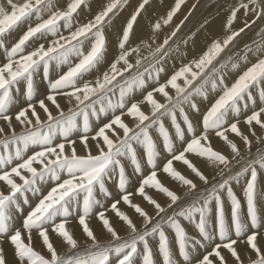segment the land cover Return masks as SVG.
I'll use <instances>...</instances> for the list:
<instances>
[{"label":"snow or ice","instance_id":"1","mask_svg":"<svg viewBox=\"0 0 264 264\" xmlns=\"http://www.w3.org/2000/svg\"><path fill=\"white\" fill-rule=\"evenodd\" d=\"M7 2L11 9L10 12L0 6V38L4 37L10 29L18 24V22L30 17L32 14H35L37 20H40L44 8L51 7L50 3L46 4V0H26L22 5L13 3V0H7ZM251 2L256 3V0H251ZM84 3L85 0H71V3L67 6V10L57 11L48 19L37 23L35 27H29L22 38L6 52L7 63L0 66V120L6 121L9 129L12 131V136L0 140V145L3 146L5 152L8 151L9 146L12 144L19 143L24 146L23 149L20 147L16 148L15 157L12 155L6 157L0 156V166L11 164L13 158L22 160V152L26 150L29 145H39L40 147V150L35 151L34 154L23 159V162L13 167L11 171H4L3 174H0V181H3L10 189L7 195L0 192V235L9 231L7 210L9 205L14 202L13 198L16 197L17 193L22 190H28V188L36 184L38 179L43 180L45 176H51L52 179L59 181L60 173L66 172L69 178L64 179L61 183H58L56 187H53L24 219L23 228L29 233V242H24L19 230L15 231V233L9 237L11 244L15 247V255L19 258L21 264H24L25 261H27V264H134L133 258L135 254H137L138 244H143V264H155L153 250L149 247V237L156 238L158 241L156 247L159 257L162 258L161 264H182L179 259L181 257L183 258L184 264H186L189 260V236L176 217H182L191 221L194 216H198V223L196 226L199 230V235L204 240H210L211 236L207 230V218L209 214L213 217V232L218 229L219 239L224 243L216 244L213 251L210 252L209 255H205L198 264H213L209 256L219 258V264H226L225 258L221 255L219 250L221 247L227 249L238 264H242L240 256L234 247L238 240L230 239V232H234L237 238L246 236L247 245L257 257L256 260L252 261V264H264V252H262L257 245L258 233L249 232V229H256L258 226L256 205L257 170L252 165L258 164L260 168L264 169V154L260 155L257 160L243 169V172L250 171V179L247 181L244 190L246 201V216L244 218H242L241 215V202L235 196L231 187L228 186L227 180L214 184L210 189L206 188L203 193L197 195L195 191L197 185L192 180L185 178L177 172L173 168L172 163L173 160L183 162V164L187 165L191 172L205 185L208 184V178L201 173L190 160L186 159V153H193L199 157L206 158L217 167L223 166L219 168L220 174H223L224 170L228 168L230 161L223 154L214 151L210 147L208 132L210 130H215L217 136L228 141L225 132L231 131L235 135L241 136L245 144H249L247 137L242 136L237 126L239 121L230 123L228 127H225V125L228 123L230 115L238 117L242 109L248 107L249 102H255L253 90H258L260 100L264 101V58L258 59L251 67L247 68L231 86H223L222 94L203 117V131L200 135L195 134L193 124L189 120L182 105L188 103L192 109H196V105L191 103V98L195 95H205V89L209 84L212 90L215 91L218 86L224 84L223 78H220L219 84L215 79H205L204 82L192 92H188L187 95H185V92L191 87L193 81L203 73L205 66L211 65L212 61L223 52L224 48L240 34L239 32H235L228 36L224 40L223 45L219 42L212 45L209 52L206 53L199 62H196V67L201 69L200 73H192L190 67H185L180 72L173 75L166 84L154 89L155 92L160 93L165 98L166 103L162 104L158 102L154 99L153 93L149 92L145 96L144 101L152 108L151 117L142 112L138 104H131V106L127 108V115L138 121L136 128L139 129V131H134L129 128V126L123 122L120 115H114L110 122L105 123L90 137L88 135L92 130L89 119L90 115L99 116L100 114H106L108 110L115 112L117 108L124 109L125 97L133 88L144 87V73L133 74L125 79L122 84L117 85L115 83L118 77L124 76L125 73H132L133 68H139L142 61L148 58L147 56H139V47L131 50L125 49L133 22L136 20V15L139 14V11H137L136 15L132 16L127 28L123 32L119 44L121 49L120 55L115 62L111 64L110 70L103 73L102 79H96L94 86L87 82L82 86H78L77 80L82 78L85 73L96 68L103 60L105 39L99 26L103 24L109 13L119 5L120 0H112V3L108 4L105 10L95 17L94 22L79 27L76 31L72 32L69 37L61 36L60 39L53 41L50 47L45 48L44 45H40L29 54L19 55V59H14L18 54L24 52L25 44L31 38L36 37L37 34L44 35L51 33L55 35L58 31L60 21H64V27H71L73 14ZM146 3H148V0H144V3L140 5V9H142ZM182 3L183 0H177L176 7L172 12L168 13L165 24L171 21L172 16ZM241 7L247 8L248 5L242 4ZM236 11H238V9L232 12L233 17H235ZM159 28L160 25L156 24L155 30H159ZM93 29H96V31H93ZM240 31H243V29ZM89 34H91L94 40L91 43L90 50L85 54L81 50V44L83 43L81 38L88 39ZM172 35L174 36L175 32H173ZM61 41L65 42L61 43ZM74 41L77 43H73ZM167 44L168 39L166 38L163 45L166 46ZM145 47L150 48V45L145 44ZM163 51V46H157L149 55L156 57ZM249 51H251V49H249ZM132 52L137 53L135 64L131 63L128 59ZM71 55L80 57L79 62L69 67V70L60 75L58 79L50 81V93L45 98V100L49 101L51 105L56 108L59 112V116L54 117L45 100H40L39 107L47 117V131H44V122L41 121L35 106L30 103L27 108L16 114L15 119L22 125H33L32 118H34L36 130L17 136L15 130L12 128V117L6 114L9 104L12 101V88L21 80L26 82L27 98L31 101L34 94L33 78L37 71L42 68L43 78L47 79L50 63L52 61H56L57 64L67 63ZM121 64L123 67L118 68L117 66ZM225 66L226 65H221V67ZM237 67L238 65L236 64L232 65L233 69ZM146 71L148 70L146 69ZM189 73L192 77L191 80H189L186 75ZM149 77H151V72H149ZM181 79L184 80L183 87L177 83V81ZM117 87L119 88V100L113 103L106 94L108 92L115 93ZM168 87L175 90V103H173V97L166 91ZM57 95L68 97L69 102L74 100L76 102V109L78 110L69 108V114L66 116L57 101ZM93 97H97V99L93 100ZM87 101H91V104H86ZM96 104H100L98 111L95 107ZM168 104H172V107L169 108ZM81 105H85V107L82 108L80 107ZM89 108L91 112L87 110ZM177 110L180 112L185 127H181V124L177 121ZM158 113L160 115H157ZM262 113H264V107H261L259 111H253L252 114L246 118L245 123L251 126L253 122H255L261 128H264V121L261 120ZM165 115L171 119V127L174 129V136L164 127L161 116ZM80 116L83 117L80 143L87 152V154L83 156L77 155L76 148L74 147L76 142L68 140L72 132L76 131L79 127L77 124V117ZM152 117L155 119H152ZM146 121H149V123L146 124ZM157 124L159 125L158 132L160 140L162 141V148L172 155V159L168 160L163 171L172 178L180 181L182 185L187 186V192L185 193L186 197L195 198L191 199L187 207H182L180 211L174 212L173 215L169 216L165 221L168 228L174 231V241H170L161 223L157 222L149 229L148 225L152 224L151 217H149L139 205L132 204L129 199L130 194L123 195V202L134 208L135 212L144 218V231H138L132 220L117 208L119 201H116L111 204V210L131 230L132 239L115 246L110 244L109 246L101 247L87 223V219L92 214L94 205L98 203L94 197V190L98 188L101 193L105 192V178L109 177L112 172L118 169L119 187L123 192L127 183V177L125 175L124 165L121 163V157H126L131 162L135 172L139 173L141 171V160L137 158L136 150L133 148V142L139 144L143 148L145 161L147 165L153 169L151 174L142 181L137 193L143 196L148 203L155 206L157 215L165 212V209L150 196L146 195L145 186L163 192L171 201L168 205L169 208L181 199L180 196L164 187L157 179L155 166L159 152L157 150V143L149 134V129ZM116 129L122 130V137L117 134ZM57 130H59L64 140L68 141L70 155L65 154V143L53 145V136ZM109 132L112 136L116 137V140H113L109 136ZM3 133L4 129L0 127V134ZM187 134H190L192 138L186 141V147H184L182 151L175 154L173 139L184 141ZM254 134L255 133H253V135ZM89 139L97 142L96 148L98 154L93 155L91 153L88 144ZM202 141L204 143H202ZM228 143L232 152L238 155L239 151L236 144L231 141H228ZM34 164L41 166L39 171L33 166ZM21 170L29 175H23ZM241 174L243 173H238L237 175ZM13 176L19 177V179L23 181V184L16 183L12 178ZM225 192L227 194V200L222 198ZM81 193L84 195L82 214L78 215V222L84 234L92 241L91 248L95 249V251L89 250L86 255L77 254L75 252L78 243L66 228V224L68 223L67 218L70 215L69 206L75 202L77 207H80L79 197ZM226 204L228 205L227 210ZM57 217L63 218L60 223H54ZM97 217L102 222L103 228L111 235L112 239L114 241H119L121 238L111 226L110 221L105 217V213L100 211L97 213ZM48 224L53 225L52 231L62 237L64 243L68 245L69 254L62 256L57 253L50 242L48 229L45 227V225ZM32 230H36L38 236L42 238L43 244L50 253V258H45L32 248ZM195 243H199V241ZM173 244L177 247H174ZM113 254L116 257L114 261L111 260ZM174 255L177 259L173 258ZM0 264H6L2 249H0Z\"/></svg>","mask_w":264,"mask_h":264},{"label":"bare ground","instance_id":"2","mask_svg":"<svg viewBox=\"0 0 264 264\" xmlns=\"http://www.w3.org/2000/svg\"><path fill=\"white\" fill-rule=\"evenodd\" d=\"M122 1L124 5H125V2H127V0H120L119 5L111 13H109V15H111V14H115L119 12L116 15L117 20L107 25L100 26V29L102 30L104 39H105V51H104L103 60L101 61L99 65H97L96 68H94L92 71L88 73H85L83 77L80 78L81 82H79L78 86H82L86 82L91 83L94 86L96 79L97 78L102 79L103 73L105 71L110 70L111 64L115 62L117 57L120 55L121 49L119 47V44L122 39L123 32L127 28V25L129 21L131 20L132 16L135 15L137 11L141 10L140 5L144 3V0H132V1L130 0L131 3L135 6V8H130L131 10L123 9L119 11L120 9H122L121 7ZM25 2L26 0H13V3L17 5H22ZM48 2L51 5V8H50L51 14L57 11L67 10L68 4L71 3V2H68L67 0H58L56 2L55 0H46V4ZM110 3H112V0H93L91 3H88L89 4L88 8L82 7V11L72 18L71 27H64V21H60L58 25V31L55 35L51 33H47L44 35L38 34L36 37H33L25 44L24 52L21 54H18L17 57H14V59H19V55L29 54L30 52L36 50L40 45H44L45 48L50 47L52 46L53 41L60 39L61 36L69 37L71 33L76 31L79 27H82L90 22H94L95 17L99 15L102 11H104L105 8ZM176 3H177V0H164L162 4L155 5L153 7L151 6V8L148 7L146 14L145 12L142 13L141 17L139 19L137 18L133 22V26L129 34L128 42L125 45L126 50H131V49H135L139 47L140 49L139 56L140 57L147 56L148 61H151L155 58L149 55V53L155 50L157 46H163L164 50L165 49L166 50L163 51V53L160 56L158 55L157 64L149 63L143 66L142 68L141 66L139 68H133L132 73H125V75L121 79L120 84H122L125 81V79H127L129 76L133 75V73L134 74L144 73V81H145L144 87H134L133 88V90L125 97V108L124 109L117 108L115 112L108 110L106 114H100L99 116H91V129L92 130L88 133L90 137L94 135L95 132L100 127H102L105 123L110 122V120L113 118L114 115H120L123 122L126 123L129 126V128L133 129L134 131H139V129L136 128V124L138 123V121L132 119L131 117L127 115V108H129L131 104L133 103L138 104L140 107V110L144 112L146 115L151 117L152 108L148 103L144 101L145 96L149 92L153 93L154 99L157 100L158 102L162 104L166 103L165 98L160 93L155 92L154 89L160 87L161 85L166 84L167 81L173 75L180 72L185 67H190L192 73H200L201 69L196 67V62H199L201 58L204 57L205 54L209 52L212 45L216 42H219L221 45H223L224 40L228 36L232 35L235 32H239L240 34L236 36L227 45V47L224 48L223 52H221L219 56L216 57V59L211 63V65L205 66L203 73L199 75L195 81H193L191 87H189L187 89V92H185V95H187L188 92H192L196 87L200 86L204 82L205 79H210V78L215 79L217 83L219 84L220 78L221 77L223 78L224 84L218 86L215 91L212 90L211 85L209 84L205 89V95H195L191 98V103L196 104L197 109H192L189 104H186L184 106V111L187 114L189 120L193 124V127L195 129V134L200 135L203 131V127H202L203 117L204 115H206V113L211 108V106L215 103V101L222 94L223 86L224 85L231 86V84L234 83L236 79H238L239 75H241L244 71H246L247 68L251 67L252 64L257 62L258 59L264 58V43H261L262 41H258L260 40L261 37H256V40L254 42L251 41V37H252V34L250 33L251 28H247V26L251 24L248 21V19L244 17L243 12L240 13V14H243V17L240 18L238 21H236L235 25L230 26V24L233 22L232 11L234 10V8H229L230 6H228L223 9V12L225 13H222L221 12L222 8H218L215 0H199L198 2H194L193 8H194V5L197 3L198 4L197 9H199L201 13L207 12L210 10V11H215V13L217 12L216 16L219 14L221 15L220 18L216 19L213 24L211 23L209 26H207L205 29H203L200 33H198L195 36L189 31V29L191 30L195 26V24L198 22L197 16H193L190 19H187L186 21H184L183 23L184 25L179 27L181 23V17L185 14L186 11L189 10L188 6L184 8V13L182 16H180L176 20L177 21L176 24L174 25H168V23L165 24V20L168 17V13L172 12L173 9H175ZM0 6L4 7L6 11H9V12L11 11L7 0H2V2L0 3ZM182 12L183 10L181 11V13ZM43 20L45 19L42 13H41L40 20H37L36 15L33 14L30 17L25 18L21 20L20 22H18L17 27L13 28L11 31L7 32V34H5L4 37L0 38V45H2L0 46V66L7 63L6 52L9 51L11 47H13L15 43L19 41L20 38H22V36L27 32L29 27H35L37 23L42 22ZM156 24L160 25L159 30H155ZM241 29H243V31H240ZM173 32H175L174 36L172 35ZM166 38L168 39V44L164 46L163 42ZM81 39L83 40V43L81 44V50L86 54L90 50L91 43L93 42L94 38L91 36V34H89L88 39H83V38ZM171 40L173 41L171 44H169ZM64 42L65 41H61V43H64ZM73 43H77V42L74 41ZM145 44L150 45V48L145 47ZM249 49H251V51H249ZM242 55H244L243 58H241ZM79 59L80 57L76 55H71L68 58V62L64 64H57L56 61H52L50 63V72L57 70V68L61 66V70L63 71L65 69V73H66L69 70V67L74 66L76 63L79 62ZM128 59L131 63L135 64V61L137 59V53L132 52V54L128 57ZM147 59H144V60H147ZM185 60H188V61H185ZM233 64L238 65V67L233 69L232 68ZM221 65H226V66L221 67ZM117 67L121 68L123 67V65L121 64V65H118ZM146 69L148 71H146ZM149 72H151V77H149ZM62 74L64 73H57V74H52V75L48 74L49 75L48 78L45 79L43 78L42 68L38 70L33 78L34 94H33L31 101H29L27 96H25L26 82L21 80L16 86L12 88V93H11L12 101L9 104L8 112L6 114L12 117V121H11L12 128L15 130V134L17 136L21 134H27L29 131L36 130V127L34 126L35 125L34 118H32L33 125H28V124L22 125L15 119L16 114L19 111H21V109L27 108L30 103L35 106L36 111L39 114L41 121L44 122L43 130L47 131V117H46V114L43 112V110L40 109L39 101L45 100L46 96L50 93V89H49L50 81H54L55 79H58L59 76ZM186 75L189 80L192 79L190 73ZM177 83L181 87L184 86L183 79L178 80ZM166 91L169 93L170 96L173 97V103H175V97H176L175 90H173L171 87H168L166 88ZM106 95L108 98L112 100L113 103H116L119 100V88L117 87L115 93L108 92ZM253 98L255 101L254 103L249 102L248 107L246 109H242L238 117L230 115L228 123H226L225 125V127H228L227 125H230V123L239 121L237 125L239 130L242 131V135L244 137H247L249 141V144H245L241 136H237L231 131L225 132V135L228 137V141H231L232 143L236 144L238 151H239L238 155L232 152L228 141H225L224 139H222L221 137L215 134V130H210L208 132V142L210 143V147L214 151L223 154L230 161L228 168L224 170L223 174H220V171H219V168L223 166L217 167L216 165L208 161L206 158L199 157L193 153H186V159L190 160L192 164L196 166L199 169V171L208 178V184L205 185L191 172V170L187 167V165L183 164V162L175 161V160H173L172 162L173 168L177 172H179L183 168L189 175L187 179L193 180L195 184H197V188L195 190L197 195L200 193H203L204 189L206 188L210 189L212 185L222 182L224 180H227L228 186L229 187L231 186L235 190H238L237 188L239 187V192L238 193L233 192V193L241 202L242 218L246 216V201H245V196H244V190L246 188L247 181L250 179V171L243 172V169L248 167L249 164H251L253 161L257 160L260 155L264 154V128H261L255 122H253L251 126L245 123L246 118L250 116L253 111H259L261 107H264V101L260 100L258 90H253ZM95 99H97V97H93V100ZM57 101L60 104V107L64 111L66 116L69 114L68 112L69 108H72L73 110H78L76 109V102L74 100L69 102V98L66 96L57 95ZM45 102L46 104H48L50 111L52 112V115L54 117H58L59 112L56 110V108L52 106L49 101L45 100ZM86 104H91V101H87ZM80 107L83 108L85 107V105H81ZM95 107L98 111L100 108V104H96ZM168 107L171 108L172 104H168ZM87 110L91 112L90 108ZM157 115H160V114L158 113ZM176 118H177V121L181 124V127H185L179 110L176 111ZM152 119H155V118L152 117ZM161 120L164 124V127L167 128L169 130V133L174 136V129H172L171 127L170 117H168L167 115L161 116ZM261 120L264 121V113L261 114ZM82 123H83V117L82 116L77 117V124L79 127L77 128L76 131L72 132V134L68 138L69 141L76 142L74 144V147L76 148L77 155H81V156L87 154L83 145L80 143V137L82 135V132H81ZM145 123L147 124L149 123V121H146ZM0 127L4 129V133L0 134V140H4L5 138H10L12 136V131L9 129L8 123L6 121L0 120ZM158 127L159 125L157 124V125H153V127L149 129V134L151 135L153 140L157 143V150L159 152V155L156 158L155 171L157 173L158 180L162 182V185L164 187H168V188H173V186L177 187L178 190L177 191L175 190V191L177 192V195L181 197V199L178 200L175 205H172V207L169 208L168 205L171 203V201L163 192L159 191L160 193H158V195H152L153 200H155L157 203L161 205V207L165 209V212L160 213L159 215H157V210L155 206L153 204L148 203L144 199L143 196L137 197V199L130 200L132 204L139 205L148 214V216L151 217L152 224L148 225V227L150 228L153 224H156L155 222H157V220L159 219L167 220L169 216L173 215L175 208H178L180 211V208L178 206L185 205L186 203H190L191 199L195 198V197H186L185 193L187 192V186L182 185L181 182L176 179L174 180L171 179L170 176L163 171V168L168 162V160L172 159V155L169 154L167 151L163 150L162 141L160 140V137H159ZM249 128H253V131L252 129H249ZM116 132L119 136L122 137L123 135L122 130L116 129ZM253 133L255 134L253 135ZM108 134L113 140H116V137L112 136L110 132ZM191 138H192L191 135L187 134L185 136L184 141L173 139L174 153L178 154L180 151H182L184 147H186V141H189ZM57 143H65V154L70 155V148L68 146V141L64 140V138L60 135L59 130H57L53 136V145ZM96 143H97L96 141L91 140V139H89L88 141L89 147L91 149V153L93 155L98 154ZM202 143L204 142L202 141ZM23 148L24 146L22 145L21 149ZM133 148L136 150L137 158L141 160V171L139 173L135 172L134 166L131 164V162L126 157H122L121 163L124 165L125 175H128L127 183H126L127 187L125 186V189H130L132 186L133 189L137 191L138 190L136 189L137 186L140 184V182L142 183V181L146 178V175L151 174L153 169L150 166H148L145 161V158L143 156V148L135 142H133ZM38 150H40L39 145H29L28 148L22 152V156L32 155L34 154L35 151H38ZM33 166L36 167L38 171L41 168V166L38 164H34ZM252 166L255 167L257 170L256 205H257V211H258V214H257L258 215V226L256 229H249V232L258 233L257 245L260 247L261 251L264 252V169L260 168L258 164H253ZM238 173H243V174L237 175ZM23 175L28 176L29 174L24 172ZM67 178H69L67 176V173L63 172V173H60L59 181L52 179L51 176H45L43 180L38 179L40 187L37 190H34V188L32 187L33 190L28 191L31 195L29 194V201L27 202V205L29 204L30 206L32 205L33 198L37 196V194L49 193L53 187H56L58 183H61L64 179H67ZM116 179H119L118 169L112 172L109 177H106L105 181H108L109 183L107 182V184L109 185L112 182L114 184V187H117ZM15 182L19 184L17 179L15 180ZM110 188L112 187L110 186ZM150 188L152 187L148 186L147 190L149 189L148 190L149 193L148 191L145 193L146 195L151 197V194H153L154 192L151 193ZM9 190H10L9 187L4 182L0 183V192H3L5 195H7L9 193ZM97 190L98 191L96 192L94 191L95 192L94 197L96 198L98 196H102L103 198L102 199L100 197V199L97 198L98 200H96L98 201V203L95 204L94 207L96 206L97 213L100 212L102 210V206H104L103 200H107V203L110 206L113 200L117 199L122 194V191L120 189H119L120 192L116 189V191L113 192V194L118 193V195L114 194L115 196L111 195V197L108 198L110 194L108 197L106 196L105 192L101 193L100 195L99 193L100 191L98 188ZM112 190H114V188H112ZM130 190H127L126 193H128V191ZM169 190L173 192L172 189H169ZM136 191L134 192L136 193ZM80 197H81V199L79 198L80 207H77L79 211L81 208V201H82L83 195ZM222 198L227 200L226 192L223 194ZM101 199H102V205H101V202H99ZM18 200H20V198H18ZM76 206L75 207L72 206V209L69 210L70 215L67 218L68 223L66 224V228L72 234L73 238L78 243V247L77 249H75V252L77 254L84 255V254H87L89 250H93L94 248H91L92 241L89 240L85 234H82L81 232L74 230V227H69L71 225V222L74 219L73 213H74V209H76ZM145 207H150V208L148 209ZM227 207L228 205L226 204V210H227ZM12 208L8 207V210L10 212V217L12 221L16 223L19 217V214H18V211H13L15 207L13 209ZM22 209L23 211H25L26 205H23ZM130 209L132 210L130 212V215L126 211L125 212L122 210L120 211L126 214L132 220V222L136 225L137 229L139 228L138 231L142 230L143 232L144 231V218L141 217L138 213H136L134 208L130 207ZM109 216H108V220L110 218ZM96 217H97V214H96ZM57 218L56 219L59 222H61L63 219L62 217H57ZM179 218H182V217H179ZM180 220L183 221V223L180 221L182 223L181 226L186 225V227H188L190 232H192V234L190 233L191 236L188 235L190 237L189 246L191 247L189 249V254H190L189 260L186 262V264H198V262L205 255H207V253L212 252L216 244L224 243L220 241L218 232H217L218 237L214 235V232H213L214 222H213V217L211 214H209L207 218V230L209 231V234L211 236L210 240H204L199 235V230L196 226L198 223V216H194L193 220L191 221L186 220L184 218ZM74 222L76 223V221ZM110 223H111V226L115 229V231L120 236L121 239L119 241H114L112 239L111 235L103 228L102 223H101L102 228L99 226V224H98L99 228L95 226H92V227L89 226L91 230H94L101 247H106V246H109L110 244L115 245V243L119 244L124 241H130L132 239L131 230L128 228V226L123 221L120 220L119 222H116V223H112V222ZM78 228L79 226H75V229H78ZM164 228L166 231V235L169 236L170 241H174V231L168 228V226ZM53 233L55 232H53L52 230L48 231V234H53ZM27 234L28 233H26V235ZM2 236H6L8 238L9 234H3ZM229 237L230 239L238 240L237 244H235L234 247L236 248L238 255L240 256V261L242 262V264H252V261L257 259L255 253L251 250V248L246 243V236L237 238L235 237L233 232H230ZM56 239L57 238H55L54 240ZM59 240H60V244H57V246H59L60 249L57 250V253L62 256L69 254L68 245L64 243L63 238L60 236H59ZM150 241L151 242L149 243V247L156 246L158 243L157 239L153 237H150ZM196 241H199V243H195ZM192 245H194V248L192 247ZM42 246H44L45 250L47 251L46 246L44 244ZM173 246L175 247V245ZM41 248H42L41 245L37 247L38 253H44L43 250L40 251ZM0 249L3 250L6 264H21L19 258L15 255V247L9 243V239H8V243L7 241L4 243H0ZM219 250L221 252V255L225 258L226 264H238V262L235 260V258L231 256V254L227 251V249H224L221 247ZM111 258L112 260L115 259L113 258V256ZM173 258L177 259L175 255ZM142 259L143 258H141V256L138 255L133 260L135 264H143ZM153 259H154L155 264H161L162 258L159 257L157 253V248H156V253H153ZM179 259L182 262V264H184L183 258L181 257ZM209 259L213 261V264H219V258L215 256H211L209 257ZM24 264H27V261H25Z\"/></svg>","mask_w":264,"mask_h":264},{"label":"rangeland","instance_id":"3","mask_svg":"<svg viewBox=\"0 0 264 264\" xmlns=\"http://www.w3.org/2000/svg\"><path fill=\"white\" fill-rule=\"evenodd\" d=\"M56 1H58V0H55V2ZM68 2H71V0H67ZM93 0H85V3L84 4H82L81 5V7L79 8V9H77V11L73 14V16H72V18L75 16V15H77V14H79L81 11H82V7H85V8H88V6H89V4L88 3H91ZM132 1V0H131ZM131 1L130 0H127V2H125V5L123 4V1H122V3H121V7H122V9H120L119 11H121V10H123V9H130V8H135V6L131 3ZM164 0H148V3H146V4H144V7L139 11V14L138 15H136V19L138 18H140L141 17V14L142 13H144L145 12V14H146V12H147V8L148 7H150L151 8V6L153 7V6H155V5H159V4H162V2H163ZM199 0H183V3L180 5V7H179V9L175 12V14L172 16V19H171V21L170 22H168V25H174V24H176V20L180 17V16H182L183 15V13H184V8L186 7V6H188V11H186L185 12V14L181 17V23H180V25H179V27H181V26H183L184 24V21H186L187 19H190L191 17H193V16H197V18H198V22L195 24V26L190 30L189 29V31L193 34V35H197L198 33H200L203 29H205L207 26H209L211 23L213 24L214 22H215V20L216 19H218V18H220V14L219 15H217L216 16V14H217V12L215 13V11H207V12H203V13H201L200 12V10L199 9H197V3L194 5V8H193V4H194V2H198ZM216 1V4H217V6H218V8H222L221 9V12L222 13H225V12H223V9L224 8H226V7H228V6H230L229 8H234V10H237L238 9V11H236V15H235V17H233L232 16V19H233V22L230 24V26H233V25H235V22L236 21H238L240 18H242L243 17V14H240L241 12H243L244 13V17L245 18H247L248 19V21L250 22V24L251 25H248L247 26V28H251V30H250V33L252 34V37H251V41L252 42H254L255 40H256V37H261L260 38V40H258V41H262L261 43H264V14H262V13H264V0H256V3H252L251 2V0H231V1H229V0H215ZM2 2V0H0V3ZM130 2V3H129ZM231 3V4H230ZM47 4H49V2L47 3ZM132 4V5H131ZM242 4H247L248 5V7L247 8H243V7H241V5ZM253 4V5H252ZM234 5V6H233ZM238 7V8H237ZM250 7V8H249ZM50 8L51 7H45L44 8V11L42 12V14H43V16H44V19L46 20V19H48L52 14H51V12H50ZM131 10V9H130ZM132 10H134V9H132ZM183 10V12L181 13V11ZM233 10V11H234ZM232 11V12H233ZM119 12H117V13H115V14H111V15H109L108 17H106L105 18V20H104V22H103V24L102 25H100V26H104V25H107V24H109V23H112V22H115L116 20H117V17H116V15L118 14ZM181 13V14H180ZM33 15V14H32ZM241 15V16H240ZM259 17V18H258ZM248 22V23H249ZM99 26V27H100ZM253 26V27H252ZM15 27H17V25H15L13 28H15ZM12 28V29H13ZM12 29H10L9 31H11ZM8 31V32H9ZM93 31H96V29H93ZM256 31V32H255ZM7 34V33H6ZM38 35V34H37ZM40 35V34H39ZM32 39V38H31ZM172 41L173 40H171L170 42H169V44H171L172 43ZM166 50V49H165ZM164 50V51H165ZM163 53V52H162ZM162 53H160L159 54V56L162 54ZM244 57V55H242L241 56V58H243ZM216 59V58H215ZM214 59V60H215ZM213 60V61H214ZM185 61H188V60H185ZM212 61V62H213ZM149 63H152V64H157L158 63V56H156L153 60H151V61H148V59L147 60H144V61H142V63H141V68L143 67V66H145L146 64H149ZM57 73H65V69L62 71L61 70V66L60 67H58L57 68V70H55V71H51L50 72V65H49V72H48V74H50V75H52V74H57ZM134 74V73H133ZM49 76V75H48ZM122 77L123 76H120V77H118V79H117V82H115L117 85L118 84H120V82H121V79H122ZM79 82H81L80 81V78L77 80V85L79 84ZM186 104H188V103H185V104H183L182 105V107L184 108V106L186 105ZM196 105V104H195ZM196 109H197V107H196ZM21 110H24V109H21ZM227 126H229V125H227ZM249 129H252V131H253V128H249ZM248 130V129H247ZM241 132V134H242V131H240ZM243 136V135H242ZM30 156V155H29ZM28 157V156H27ZM120 159H122V157L120 158ZM196 167V166H195ZM197 168V167H196ZM198 169V168H197ZM184 169L182 168L180 171H179V173L181 174V175H183L185 178H188V174H187V172L184 170ZM21 172H22V174L24 173V171L23 170H21ZM149 175V174H148ZM148 175H146V178H147V176ZM187 175V176H186ZM126 177L128 178V175H126ZM14 180H18V182H19V184H23V181H20V179H19V177H15V176H13L12 177ZM170 178L171 179H173L174 180V178H172L171 176H170ZM133 179V178H132ZM157 179H158V177H157ZM193 181V180H192ZM3 181H0V183H2ZM37 182H38V184H39V181L37 180ZM107 182L108 181H105V188H106V190H105V193H106V196L108 197L109 196V194H110V196L108 197V198H110L111 197V195H114V194H116V193H114L113 194V192H115L116 191V189L119 191V189H120V187H118L119 186V179H116V184H117V187H114V184L112 183V185H111V183H110V185L109 184H107ZM194 182V181H193ZM109 183V182H108ZM161 184H162V182H160ZM177 183V182H176ZM195 183V182H194ZM109 185V186H107V185ZM180 184V183H179ZM231 184V183H230ZM229 184V185H230ZM140 185H141V182H140V184L137 186V188L136 189H138L139 187H140ZM197 185V184H196ZM110 186L112 187V188H114V190H112V188H110ZM126 186V185H125ZM33 187V186H32ZM28 188V190H26V191H31V190H33V188ZM39 187H40V184H39ZM53 187V186H52ZM127 187V186H126ZM148 187V186H147ZM147 187L145 186V192H147L148 190H147ZM174 187H176V186H173V188H168V187H166L167 189H172L173 190V192L175 193V194H177V187L176 188H174ZM231 187V186H230ZM109 188V189H108ZM116 188V189H115ZM132 188V189H131ZM131 190L130 189H125L123 192H122V194L117 198V199H115L116 201H119V203L117 204V208L119 209V210H122V211H126V212H128L129 213V215H130V212L132 211L131 209H130V206L129 205H126L122 200V196L123 195H125V194H130V196H129V199L130 200H133V199H137V197H140L141 195H139L138 193H137V191L136 190H134L133 189V187L131 186ZM39 189V188H38ZM231 189H232V191L234 192V193H238L239 192V187L237 188L238 190H235L234 188H232L231 187ZM34 190H36V189H34ZM107 190H109V191H111V192H109V191H107ZM127 190H130V191H128V193H126V191ZM132 190H133V192H132ZM176 190V191H175ZM95 192L96 191H98L97 190V188L94 190ZM134 191H136V193L134 192ZM9 192H10V190H9ZM94 192V193H95ZM120 192V191H119ZM131 192V193H130ZM150 192L151 193H153V194H151V197H152V199H153V196L152 195H158V193H160L159 191H156L154 188L152 189V188H150ZM157 192V193H156ZM100 193V195H101V192H99ZM108 193V194H107ZM133 193H135V194H133ZM148 193H149V191H148ZM156 193V194H155ZM48 193H41V194H37V196H35V198H36V200L37 199H39V198H41V197H45L46 195H47ZM83 195V193H81L80 194V196H82ZM116 195H118V193L116 194ZM135 195V196H134ZM136 195H138V196H136ZM115 196V195H114ZM100 197L102 198V196H98V197H96L95 199L96 200H98V199H100ZM80 199H81V197H79ZM98 198V199H97ZM120 198H121V200H120ZM79 199V200H80ZM103 199V198H102ZM102 199L99 201V202H101V205H102ZM115 200H113V202L112 203H114V201ZM115 201V202H116ZM124 205H123V204ZM108 203H107V200H103V205L104 206H102V210H103V212L105 213V216H107L106 218L108 219V216L110 217L109 218V221L110 222H112V223H116V222H119L120 221V219H118L119 217H117L116 216V214L111 210V204H110V206H109V204L107 205ZM189 203H186L185 205H180V206H178L180 209H181V207H187V205H188ZM24 205H26V209H28V208H30V204L29 205H27V203L26 204H24ZM72 206H76L75 205V202H73V204L72 205H70L69 206V210L70 209H72ZM109 206V207H108ZM129 206V207H128ZM9 207L10 208H14V206L12 205V204H10L9 205ZM12 208V209H13ZM107 208V209H106ZM120 208H122V209H120ZM145 208H150V207H145ZM129 209V210H128ZM178 208H175L174 209V212H178L179 211V209L177 210ZM93 210H94V214H91L90 215V217L87 219V223H88V225L90 226V227H92V226H95V227H98L99 228V226L101 227L102 225H101V221H98L99 219H98V217H96V214H97V212H96V206L95 207H93ZM101 210V211H102ZM105 210H107V211H105ZM177 210V211H176ZM113 213H114V215H113ZM79 214H82V212H81V208H80V211H79V209L77 208V206H76V209H74V213H73V216H74V219H73V221L71 222V225L69 226V227H74V230H76V231H78V232H81L82 234H84L83 233V230H82V227L80 226V224H78V215ZM109 214V215H108ZM113 215V216H112ZM92 217H93V219H92ZM115 218V219H114ZM179 218V217H178ZM177 218V219H178ZM58 219V218H57ZM57 219L55 220L56 221V223H60L59 221H57ZM77 219V220H76ZM117 219H118V221H117ZM180 219H182V218H179L178 220L179 221H181L182 223H183V221L182 220H180ZM74 221H76V223L74 222ZM166 220H157V222H159V223H162V226H163V224H164V227H167V224L166 223H164ZM157 222H155V223H157ZM55 223V222H54ZM181 223V224H182ZM98 224H99V226H98ZM75 226H79V228L78 229H75ZM184 228L186 227V225H182ZM47 229H48V231L49 230H52L51 229V227H53V225L52 224H48V225H46L45 226ZM152 227V226H151ZM102 228V227H101ZM100 228V229H101ZM150 228V227H149ZM186 229H187V231H188V233H187V231H186ZM81 230V231H80ZM138 230H139V228H138ZM93 231V233H94V235L96 236V234H95V232H94V230H92ZM185 231H186V233H187V235H189V236H191V234H192V232H190V230L188 229V227H186L185 228ZM36 232V233H35ZM139 232H142V230H140ZM26 233H28V232H26ZM26 233H21V235H22V239L24 240V242L25 243H27V242H29V233L26 235ZM33 233V234H32ZM32 233H31V240L33 241H31V246H32V248L36 251V252H38V250H37V247L38 246H40L41 245V249H40V251H44V253H39L40 255H42V256H44L45 258H50V253H47L48 251H46L45 250V247L44 246H42L43 245V241H42V239H40L37 235H38V233H37V231L36 230H32ZM191 233V234H190ZM49 235V239H50V242L52 243V244H54L53 245V247L56 249V251L58 250V249H60V247L59 246H57V244H60V240H59V235H57L56 233H53V234H48ZM74 235V234H73ZM35 236V237H34ZM52 236H53V238L55 239V238H57L56 240H54L53 238H52ZM58 236V237H57ZM33 237V238H32ZM39 238V239H38ZM96 238H97V236H96ZM190 238V237H189ZM149 239V243L151 242L150 241V237L148 238ZM97 240H98V238H97ZM99 241V240H98ZM9 242H10V240H9ZM40 242V243H39ZM79 242H80V240H79ZM118 243H115V245H117ZM114 244H112V246H115ZM139 245V244H138ZM137 245V249H138V252H137V254H135V256H134V258L133 259H135L138 255H140L141 256V258H143V255H142V250H143V244H141V245H139L138 246ZM174 245V244H173ZM157 246V245H156ZM156 246H151L150 248H152V250H153V253H156ZM176 247V246H175ZM190 247L191 246H189V248H188V252H189V249H190ZM192 247L194 248V245H192ZM142 249V250H141ZM94 251H95V249H93ZM92 250V251H93ZM209 253H207V255H208ZM84 255H86V254H84ZM190 255V254H189ZM115 255L113 254V258H115L116 259V257H114ZM114 259V260H115ZM111 260H112V258H111ZM114 260H112V261H114ZM143 260V259H142Z\"/></svg>","mask_w":264,"mask_h":264}]
</instances>
